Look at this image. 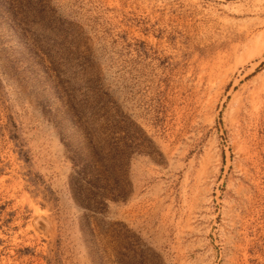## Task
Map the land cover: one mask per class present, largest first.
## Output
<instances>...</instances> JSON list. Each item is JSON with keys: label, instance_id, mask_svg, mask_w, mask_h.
<instances>
[{"label": "rangeland", "instance_id": "rangeland-1", "mask_svg": "<svg viewBox=\"0 0 264 264\" xmlns=\"http://www.w3.org/2000/svg\"><path fill=\"white\" fill-rule=\"evenodd\" d=\"M0 264H264V0H0Z\"/></svg>", "mask_w": 264, "mask_h": 264}, {"label": "bare ground", "instance_id": "bare-ground-1", "mask_svg": "<svg viewBox=\"0 0 264 264\" xmlns=\"http://www.w3.org/2000/svg\"><path fill=\"white\" fill-rule=\"evenodd\" d=\"M260 1H262V0H260Z\"/></svg>", "mask_w": 264, "mask_h": 264}]
</instances>
